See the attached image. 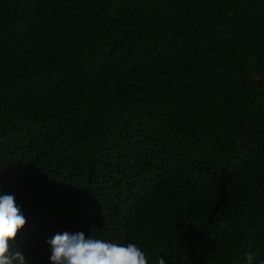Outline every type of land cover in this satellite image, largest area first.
<instances>
[{"label": "trees", "instance_id": "trees-1", "mask_svg": "<svg viewBox=\"0 0 264 264\" xmlns=\"http://www.w3.org/2000/svg\"><path fill=\"white\" fill-rule=\"evenodd\" d=\"M6 194L26 264H264V0H0Z\"/></svg>", "mask_w": 264, "mask_h": 264}, {"label": "clouds", "instance_id": "clouds-1", "mask_svg": "<svg viewBox=\"0 0 264 264\" xmlns=\"http://www.w3.org/2000/svg\"><path fill=\"white\" fill-rule=\"evenodd\" d=\"M26 219L12 195H0V264H26L25 256L15 245L17 234ZM51 247L52 264H148L136 244H115L84 233H57L46 241ZM12 249H15L12 251ZM251 264V256L246 257ZM159 264H165L161 258Z\"/></svg>", "mask_w": 264, "mask_h": 264}]
</instances>
